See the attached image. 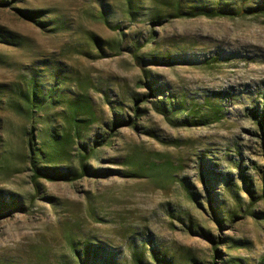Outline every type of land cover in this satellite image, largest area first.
I'll return each mask as SVG.
<instances>
[{
    "label": "rangeland",
    "instance_id": "1",
    "mask_svg": "<svg viewBox=\"0 0 264 264\" xmlns=\"http://www.w3.org/2000/svg\"><path fill=\"white\" fill-rule=\"evenodd\" d=\"M8 1L0 38L19 45L0 41V86L58 79L64 97L90 98L72 174L107 142L89 160L98 176L40 179L36 194L30 125L0 109V264H80L87 248L115 264H159L153 249L171 264H264V16L174 17L264 0ZM171 100L166 118L156 103Z\"/></svg>",
    "mask_w": 264,
    "mask_h": 264
},
{
    "label": "trees",
    "instance_id": "2",
    "mask_svg": "<svg viewBox=\"0 0 264 264\" xmlns=\"http://www.w3.org/2000/svg\"><path fill=\"white\" fill-rule=\"evenodd\" d=\"M248 1V0H246ZM11 2L0 0V8L8 7ZM19 16L25 20L37 24H43L39 19L38 12L16 8ZM133 10H131L132 12ZM264 16V2L252 8L241 7L237 10L230 9H210L197 8L194 10H176L175 18H197V17H240V16ZM56 27L50 28L54 31ZM0 41L11 45H19V39L12 35H2ZM2 39V40H1ZM151 93L156 96H163L166 99L165 89L154 87L150 83ZM13 92L16 95H12ZM7 99H6V98ZM171 97V96H170ZM156 103L155 109L164 117L169 118V112L178 111V102L171 100L169 103L163 101L162 104ZM8 105L18 116L23 117L30 125L26 128V154L27 161L32 172V183L36 194L39 193V180L48 181H75L86 176H98V169H94L89 164V160L94 158L96 150L106 145L107 139H100L89 150L84 148L78 155V170L72 174L68 169L72 166V158L69 153L71 146L78 145L83 139V129L88 127L94 120L93 106L87 95L79 96L76 99H68L63 96L60 88V81L57 79L51 84L48 90L43 89L36 79H30L24 86L9 88L7 85L0 86V109ZM134 110L142 112L139 106ZM87 115V118H83ZM260 121V120H259ZM264 121V117H263ZM262 123L263 122H259ZM264 134V128H263ZM5 145V142L2 144ZM253 197V196H252ZM7 205L0 203V218H3ZM218 253V251H217ZM216 253V254H217ZM86 257L80 264H115L110 260L105 249L92 251L90 248L85 250ZM155 249L152 256L159 264H171L165 256H160ZM139 264H143L142 255H137Z\"/></svg>",
    "mask_w": 264,
    "mask_h": 264
}]
</instances>
